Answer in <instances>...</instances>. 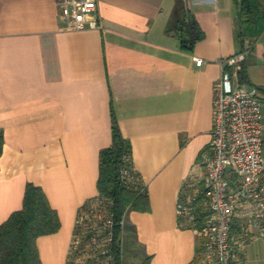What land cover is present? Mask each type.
Instances as JSON below:
<instances>
[{
    "label": "crops",
    "instance_id": "obj_1",
    "mask_svg": "<svg viewBox=\"0 0 264 264\" xmlns=\"http://www.w3.org/2000/svg\"><path fill=\"white\" fill-rule=\"evenodd\" d=\"M94 2L97 26L81 30L67 25L58 0L0 2V225L22 209L27 184L40 187L60 223L36 241L41 264H67L78 210L98 195L113 113L149 197L148 211L126 217L141 255L191 264L199 238L177 202L189 180L202 179L213 85L240 53L234 0H187L204 35L192 52L166 32L175 0ZM241 65L246 89L264 87V32Z\"/></svg>",
    "mask_w": 264,
    "mask_h": 264
},
{
    "label": "built area",
    "instance_id": "obj_2",
    "mask_svg": "<svg viewBox=\"0 0 264 264\" xmlns=\"http://www.w3.org/2000/svg\"><path fill=\"white\" fill-rule=\"evenodd\" d=\"M1 2V0H0ZM61 15L73 30L96 27L94 0H58ZM247 53L223 61L225 68L213 85L211 140L201 155L203 176L189 180L178 198L177 213L199 238L191 264H248L246 249L253 236L264 239V115L256 90L246 89L238 70ZM197 66L203 60L195 58ZM203 199L200 200V186ZM205 206L203 226L197 228L196 210ZM106 229L109 220L104 221ZM88 242L83 251L106 255L103 248L111 232L102 238L95 223H86ZM80 241L73 240L77 249ZM77 264H85L78 259Z\"/></svg>",
    "mask_w": 264,
    "mask_h": 264
},
{
    "label": "trees",
    "instance_id": "obj_3",
    "mask_svg": "<svg viewBox=\"0 0 264 264\" xmlns=\"http://www.w3.org/2000/svg\"><path fill=\"white\" fill-rule=\"evenodd\" d=\"M234 3L240 52L249 54L264 32V0H234ZM166 32L176 35L186 52H192L197 42L202 40L203 32L191 17L187 0H175ZM238 75L241 84H249L244 66H240ZM256 92L264 102V87H256ZM111 129L112 143L99 155L98 195L78 210L73 240H79L80 244L77 249L71 248L67 264H77L78 259H83L85 264H126L127 250L134 258L138 257L140 261L137 264H150V257L142 256L136 244L134 228L126 223L131 211L149 210L147 188L135 172L131 144L120 134L113 113ZM2 144L0 135V151ZM199 197L203 199V191ZM205 215V206L200 205L196 210L197 228L203 226ZM106 219L111 223L108 229L104 225ZM86 223H95L102 238L111 232V240L103 246L108 252L106 255L83 251L90 236ZM59 228L57 213L50 207L43 190L27 184L22 209L0 225V264H41L36 241L40 236L58 232Z\"/></svg>",
    "mask_w": 264,
    "mask_h": 264
},
{
    "label": "rangeland",
    "instance_id": "obj_4",
    "mask_svg": "<svg viewBox=\"0 0 264 264\" xmlns=\"http://www.w3.org/2000/svg\"><path fill=\"white\" fill-rule=\"evenodd\" d=\"M250 90V89H249ZM263 115H264V102H263ZM264 156V151H263ZM126 264H134V256L130 250L125 252ZM246 259L248 264H264V239L256 238L249 243L246 249Z\"/></svg>",
    "mask_w": 264,
    "mask_h": 264
}]
</instances>
